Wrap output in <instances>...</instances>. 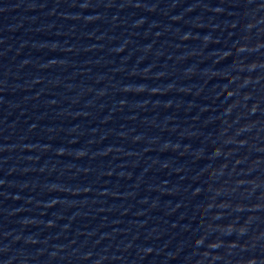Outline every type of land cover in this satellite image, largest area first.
<instances>
[{
    "label": "water",
    "instance_id": "water-1",
    "mask_svg": "<svg viewBox=\"0 0 264 264\" xmlns=\"http://www.w3.org/2000/svg\"><path fill=\"white\" fill-rule=\"evenodd\" d=\"M0 264H264V0H0Z\"/></svg>",
    "mask_w": 264,
    "mask_h": 264
}]
</instances>
